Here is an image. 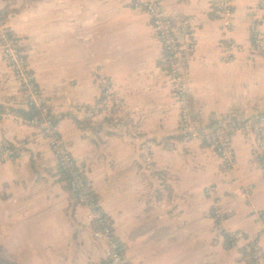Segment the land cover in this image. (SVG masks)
Instances as JSON below:
<instances>
[{
	"label": "crops",
	"instance_id": "1",
	"mask_svg": "<svg viewBox=\"0 0 264 264\" xmlns=\"http://www.w3.org/2000/svg\"><path fill=\"white\" fill-rule=\"evenodd\" d=\"M157 1L168 20L195 24L189 71L193 116L202 133L219 116L245 120L264 113V60L254 55L250 62L246 53L251 50V10L258 1L234 0L232 37L243 47L234 62L221 56L219 24L210 0ZM130 3L18 0L19 12L6 23L29 50V69L54 115L74 106L94 108L99 79L120 101L112 118L128 124L115 126L112 137L101 135V145L70 120L58 129L101 200L128 263L244 264L240 250L260 241L257 213H264V178L253 141L232 139L235 182L224 179L221 163L208 147L180 144L169 70L159 66H168L165 54L147 18L133 12ZM21 102L18 84L0 55V103L24 109ZM73 114L84 116L83 111ZM102 121L101 115L94 119ZM122 127H132L136 135L121 136ZM3 143L19 153L15 160L0 163V264H101L104 247L95 242L84 210L57 183L56 159L48 143L33 128L0 117V149ZM145 143L153 157L150 172L141 161L140 146ZM157 171L167 179L164 192L155 180ZM211 186L215 198L205 197ZM247 187H252L249 198L239 197ZM216 202L223 205L226 228L241 235L236 247L230 240L229 250L227 237L214 230Z\"/></svg>",
	"mask_w": 264,
	"mask_h": 264
},
{
	"label": "built area",
	"instance_id": "2",
	"mask_svg": "<svg viewBox=\"0 0 264 264\" xmlns=\"http://www.w3.org/2000/svg\"><path fill=\"white\" fill-rule=\"evenodd\" d=\"M188 1V0H185ZM257 6L251 10V20L247 29L250 41L251 55H257L264 60V38L262 29L264 28V0H257ZM211 9L219 24L220 42L219 48L223 61H236L235 54L242 52V45L234 40L232 33L234 30V0H210ZM130 9L142 14L147 18L149 27L151 28L158 44L163 48L166 62L169 66L168 74L172 81L173 95L180 105L178 114V122L176 134L181 140L180 144L189 143H206L209 145L212 153L218 157L222 174L226 181H236V157L235 150L232 146V139L235 136L243 138H255L256 148L255 157L259 167L261 168L264 178V113H257L245 120H233L228 116H219L215 118L214 124L216 129L202 133L196 122L192 107L193 92L191 90V78L189 64L191 63L195 50L194 31L195 24L189 20L177 21L173 23L166 18L160 3L157 0H131ZM0 55L3 63L10 69L12 78L18 84V91L25 105L29 108L34 106L40 108L46 100L36 85L35 78L29 69L28 62L25 57V45L7 26L6 20L1 17L0 7ZM249 56V57H250ZM252 61V58L249 59ZM104 85L106 83H103ZM105 95H112L111 88H107ZM49 108V107H48ZM50 109V108H49ZM103 120L110 116V106L101 112ZM2 117L10 118L24 127L33 128L40 138L46 141L49 148L56 159V168L69 176L70 188L76 194L75 201L77 206L85 212V222L93 230L95 242L102 244L104 247V262L101 264H129L124 258L120 245L115 239V233L112 225L106 218L102 207L101 200L93 196L89 181L84 180L74 172L80 171V166L73 157L69 145L65 142V138L59 132L58 126L53 122L43 119L23 120L20 116L7 113ZM121 136H135L136 131L132 127L118 128ZM141 161L146 167L153 169V157L151 147L142 144L140 146ZM17 157L11 149H0V163L4 164L15 160ZM159 189L165 190L163 184L167 183L164 174H157L155 178ZM216 188L211 186L206 188L205 197L215 198ZM244 198H249L251 194L250 188H246L241 192ZM96 196V195H95ZM241 197V195H239ZM219 209L214 213V230L216 233L226 236L228 240L234 241L233 247L238 246L242 241L241 235L236 231H230L226 228L227 219L220 206L221 203L216 202ZM216 205V206H217ZM258 221L261 227L260 241H256V249L264 251V213H257ZM111 223V222H110ZM260 264H264L261 260Z\"/></svg>",
	"mask_w": 264,
	"mask_h": 264
},
{
	"label": "trees",
	"instance_id": "3",
	"mask_svg": "<svg viewBox=\"0 0 264 264\" xmlns=\"http://www.w3.org/2000/svg\"><path fill=\"white\" fill-rule=\"evenodd\" d=\"M18 0H0V4L3 5L1 8V17L5 20L8 19L9 16L16 14L19 12V10L16 9ZM213 13V12H212ZM25 52L27 53L29 50L25 48ZM160 67L165 69L166 71L169 70V66L164 65V64H159ZM106 81V80H105ZM100 89V96L97 98V101L95 103L94 108H85V107H77L74 106L71 108V110L66 113V114H58L54 115L51 110L48 108L47 102L46 104L43 103L40 108H36L34 106H30L29 108H12L11 106L0 103V117L7 113H15L18 114L23 120H37L38 122L42 121L43 119H47L55 125H59L61 122L64 120H70L75 128L82 134H85L87 132L91 133L94 137H96V140H92L93 143L95 144H103L101 140V135H106L107 137H112L114 135L113 128L117 125L121 124H128L126 121H123L122 119H114L112 118V115L117 114L118 110L121 107L120 101L117 100L116 96L114 94L112 95H105L107 89L104 87L103 84H100L98 86ZM107 88H111L110 86H107ZM20 94V93H19ZM9 101V100H5ZM112 101V106L110 107V116L106 117L101 123H96L94 122V119L101 115L100 113L107 108V102ZM23 103V102H22ZM25 105V103H24ZM23 106V105H22ZM74 111H83L84 116L82 118H78L73 114ZM105 129H107L109 132H105ZM204 146L208 147L210 150V147L208 144L203 143ZM1 149L6 150V149H11L17 155L19 153L18 150L14 149L7 143H3L1 145ZM218 158V157H217ZM154 167V165H152ZM31 168L33 173H35L34 169V163L32 162ZM83 166H80V171L74 170V172L78 175V177H81L84 180H86V176L84 175L83 172ZM147 170L150 172L149 167H147ZM156 174H159L157 171ZM54 176L58 177L57 178V183L60 184V186L69 194L70 200L73 201L75 200L76 194L72 192L70 188V183H69V176L65 175L60 168H56V171L54 173ZM153 177L154 175L151 174ZM91 188V185H90ZM170 192V191H169ZM95 198H97V195L95 196V193L93 194ZM158 199L160 200V196H157ZM107 220L109 221V225H112L110 223L109 218L106 216ZM214 218V216H213ZM113 229V227H112ZM231 242L230 240H226L225 242V248L227 250L231 249ZM249 248L245 249L242 248L240 250V255H241V262L244 264H260L261 260L264 261V252H261L260 250L256 249V243L251 242L248 244ZM122 250V248H121ZM123 254V252H122ZM104 262V260H103Z\"/></svg>",
	"mask_w": 264,
	"mask_h": 264
},
{
	"label": "rangeland",
	"instance_id": "4",
	"mask_svg": "<svg viewBox=\"0 0 264 264\" xmlns=\"http://www.w3.org/2000/svg\"><path fill=\"white\" fill-rule=\"evenodd\" d=\"M173 23H176V22H173ZM7 24V23H6ZM195 29V28H194ZM162 48V47H161ZM161 51H163V48L161 49ZM27 58H28V56H26L25 57V59H26V61H27ZM167 78L169 79V82H170V88H171V91H172V93H173V89H172V87H173V85H172V81H171V78H170V76H169V74H167ZM190 78H191V74H190ZM101 80L99 79V80H97V87L100 85V82ZM35 82H36V80H35ZM36 85L38 86V84H37V82H36ZM39 87V86H38ZM40 89V88H39ZM99 89V88H98ZM41 90V89H40ZM111 90H112V92H113V88L111 87ZM42 92V91H41ZM113 94H114V92H113ZM115 95V94H114ZM21 101L23 102H21V104L22 105H24V101H23V99H21ZM109 103V106L111 107L112 106V101H108L107 102V104ZM178 115V114H177ZM199 130L201 131V132H203L202 130V128H201V126L199 125ZM216 129V126H215V124H212L211 125V128H210V130H207L206 132H208V131H214ZM235 137H240V136H235ZM234 138V137H233ZM240 138H243V137H240ZM243 139H245V140H249V139H251L252 141H253V146H254V149L256 148V139L255 138H243ZM9 162H11V161H9ZM7 163V162H6ZM235 176H236V181H237V172H235ZM247 188H250V190H251V192H252V187H247ZM246 188H243L242 190H245ZM242 190L240 191V194L239 195H241V197H243L242 196V194H241V192H242ZM250 196V195H249ZM244 198V197H243Z\"/></svg>",
	"mask_w": 264,
	"mask_h": 264
},
{
	"label": "bare ground",
	"instance_id": "5",
	"mask_svg": "<svg viewBox=\"0 0 264 264\" xmlns=\"http://www.w3.org/2000/svg\"><path fill=\"white\" fill-rule=\"evenodd\" d=\"M262 35H263V33H262ZM248 38H249V37H248ZM263 38H264V36H263ZM249 42H250V41H249ZM246 53H247L248 59L254 57L253 55L250 56L251 51H250V53H248V52H246ZM249 56H250V57H249ZM190 87H191V86H190ZM175 103H176V110L179 112V110H180V105H179V103H178V100H176Z\"/></svg>",
	"mask_w": 264,
	"mask_h": 264
}]
</instances>
